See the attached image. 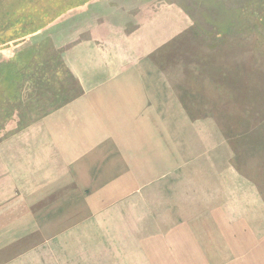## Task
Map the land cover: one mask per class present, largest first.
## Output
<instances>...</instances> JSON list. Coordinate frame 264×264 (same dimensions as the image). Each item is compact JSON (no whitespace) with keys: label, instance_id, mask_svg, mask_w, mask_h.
<instances>
[{"label":"rangeland","instance_id":"1","mask_svg":"<svg viewBox=\"0 0 264 264\" xmlns=\"http://www.w3.org/2000/svg\"><path fill=\"white\" fill-rule=\"evenodd\" d=\"M82 1L0 0L11 241L86 264H264V0ZM134 65L166 96L142 79L108 138L102 83Z\"/></svg>","mask_w":264,"mask_h":264},{"label":"crops","instance_id":"2","mask_svg":"<svg viewBox=\"0 0 264 264\" xmlns=\"http://www.w3.org/2000/svg\"><path fill=\"white\" fill-rule=\"evenodd\" d=\"M84 1L87 3L88 0L87 1L84 0ZM258 33L261 35L262 38H264L263 29H261V31L259 30ZM124 69H126V71L118 72V74L116 73L115 75L110 74L109 69H107L106 79L112 78L113 80L107 81V83L105 82L102 83V90L107 91L108 100L107 103L104 104L106 105V107H104L103 111H101V114L104 115L105 122L101 126V129H99L101 131L98 130L96 131L99 132L100 134H106L108 138L112 137V135H110L111 131L118 132L120 129V126L117 124L118 121H114L116 120L115 115H119L123 113L125 111L124 110L125 107L139 106V102H141V97H142V93H141L142 79H144L145 84H147L146 88L149 90L148 93L149 95H152L153 99H155L154 97L156 96V94H159L162 98L166 96L164 92L159 91L162 88L161 86L158 85V83L161 82H157V72L152 67L148 68L147 66L134 65L132 67L126 66ZM202 72L205 73L204 69L202 70L200 69L198 71V73H202ZM213 73L215 74L213 80L211 78V81L208 82L204 81V82H206L213 89L214 99H215L217 98L216 91L222 90L221 82H220L221 81L220 68L218 67V69H215ZM111 97H117L119 98V100H117L116 102L112 100ZM218 98H220L219 91H218ZM154 103L156 102L154 101ZM97 112L98 111L95 110L94 108H90L89 113L96 115ZM123 141H125V139H122V142ZM97 143L99 144V146L103 147V143H99V142ZM32 146L33 147L35 146L34 142ZM36 146H37L36 155L38 154V156L34 159L30 158L29 159L30 162L27 163L23 171L27 170L29 168V165L33 163H42L41 160L42 158L41 156H39V154L42 155L44 153V148H45L44 140L37 139ZM15 170L13 171L14 172L13 175L16 176L15 179L17 178V180H21L20 178L22 176L21 177L19 176L21 175L22 171L19 174V171L16 170L15 172ZM25 180H26L25 182H27V179ZM1 202H3V200H1ZM5 202L0 204V264H86L85 260L53 259V258L46 259L42 256H39V253L30 252V250L32 251L38 250L43 246L42 244L37 242L33 243L27 241H16V242L11 241V239L14 236L11 230L12 219L13 218L21 219V214L20 213L17 214L18 210L16 209L18 207L13 208V204L7 206ZM19 235H17L15 239H17Z\"/></svg>","mask_w":264,"mask_h":264}]
</instances>
